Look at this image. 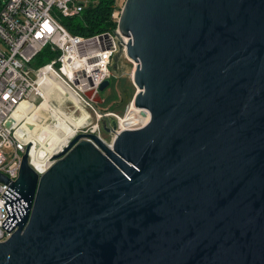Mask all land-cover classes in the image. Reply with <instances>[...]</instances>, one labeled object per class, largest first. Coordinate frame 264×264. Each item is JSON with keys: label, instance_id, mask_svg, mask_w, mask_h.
I'll return each instance as SVG.
<instances>
[{"label": "water", "instance_id": "water-1", "mask_svg": "<svg viewBox=\"0 0 264 264\" xmlns=\"http://www.w3.org/2000/svg\"><path fill=\"white\" fill-rule=\"evenodd\" d=\"M117 25L149 120L40 177L26 151L0 264H264V0H125Z\"/></svg>", "mask_w": 264, "mask_h": 264}, {"label": "built area", "instance_id": "built-area-1", "mask_svg": "<svg viewBox=\"0 0 264 264\" xmlns=\"http://www.w3.org/2000/svg\"><path fill=\"white\" fill-rule=\"evenodd\" d=\"M84 8L76 0H0V176L8 179V184L0 181V243L11 237L25 215L24 201L9 188L18 178L23 154L27 151L29 165L40 177L52 165L51 157L59 153L49 157L42 171L37 170L30 157L34 147L29 141L30 132L20 130V125L14 123L6 128V122L22 102L33 106L32 96L34 100L47 99L51 110L54 106L50 94L53 90L62 95L63 92L47 82L50 78L65 88L80 107L91 110L101 119L94 109L97 98L103 102L99 87L111 79L114 56L119 52L125 55L129 39L118 31L120 10L112 13L116 22L114 30L91 37L73 36L62 26V17L77 15ZM47 47L57 55L32 69L30 64ZM70 98H63L60 103L71 102ZM129 110L130 106L126 114ZM108 116H114L118 122L116 115L103 117Z\"/></svg>", "mask_w": 264, "mask_h": 264}, {"label": "rangeland", "instance_id": "rangeland-1", "mask_svg": "<svg viewBox=\"0 0 264 264\" xmlns=\"http://www.w3.org/2000/svg\"><path fill=\"white\" fill-rule=\"evenodd\" d=\"M76 2L81 3L84 5V7H86L90 4L91 1L76 0ZM123 3L124 0H117L119 10L123 6ZM119 10L116 11L118 12ZM30 66L32 69L38 67L37 58L33 63L30 64ZM134 69L135 65L133 64V62L129 61L124 54L121 55L117 61L112 63L109 86L104 91L100 92V96L103 102L101 103V101L97 98V104L95 103L94 105V109L102 117L101 119H98L91 110L80 107L78 105V101L69 96L66 89L63 88L58 82L54 81L52 85L54 87H57L59 91L63 92L62 95L61 93L57 92V90H53V92L50 94V97L53 101H51V104L52 106H54V109L52 108L54 110V114L57 115L61 120H63L69 127H76V129H78L76 134L86 133V131H89L90 129L97 126L98 129L95 132V135H99L98 137L104 143H106L107 145H111L116 131H121L123 129L129 128L137 129L144 125L139 120V116L135 118L132 123L128 124V122L125 121L126 115L131 113V109L133 107V105L131 107L132 100L137 92V89L132 82V73ZM63 98H70L72 103L70 101H65V104L62 105L60 102L63 100ZM31 99H33L32 102H34L33 106L27 105V103L21 104L23 113H30L33 107L39 108L44 101L42 100V98L34 100V96H32ZM73 102L75 103V105L73 104ZM60 106L61 108H59ZM129 106L130 110L126 114ZM49 109L50 108L46 110L39 109V112L37 111V114L36 112L34 114H28L21 130L26 129L24 131H29L31 137H36L35 135L40 134L42 129L46 128L52 123L53 114L49 112ZM105 115H116L119 118L118 122L116 121L118 126L115 131L110 130V121L109 119H107V117H103ZM19 118V116L12 117L13 123L15 125L17 124V120H19ZM64 119L67 120L65 121Z\"/></svg>", "mask_w": 264, "mask_h": 264}, {"label": "bare ground", "instance_id": "bare-ground-1", "mask_svg": "<svg viewBox=\"0 0 264 264\" xmlns=\"http://www.w3.org/2000/svg\"><path fill=\"white\" fill-rule=\"evenodd\" d=\"M133 64L135 65L134 62ZM47 82L51 85L54 82V80L50 78L47 79ZM21 104H19L17 109L11 115V118L13 116L20 117L19 120H17V124L20 125V130L22 129L28 114H34L35 112L37 114V111L39 112V109H44V110L48 109L47 99L43 102V104L39 108L33 107L32 111L28 114L22 112ZM132 105L133 104H131V107ZM53 109L49 111L53 114L52 123L46 128L42 129L40 134L35 135L36 137L34 136L30 137L29 140L34 143V147L30 151L32 165L39 171H42L43 167H46L48 165L46 161L49 159V157H51L53 154L57 152H60L67 144V142L74 137V134H76L78 130L74 126L69 127L63 120H61L57 115L54 114ZM141 111H142L141 109H137L133 106L131 109V113L126 115L125 121L128 122V124L132 123V121L139 116V120L141 121V123L146 124L149 120V115L146 113V116L142 117L140 114ZM64 120L66 121L67 119ZM96 129L97 128L94 127L89 131H87V133H93Z\"/></svg>", "mask_w": 264, "mask_h": 264}, {"label": "trees", "instance_id": "trees-1", "mask_svg": "<svg viewBox=\"0 0 264 264\" xmlns=\"http://www.w3.org/2000/svg\"><path fill=\"white\" fill-rule=\"evenodd\" d=\"M81 13L72 17H62L60 23L73 36L91 37L105 31L114 30L116 22L112 13L119 10L116 0H90ZM92 3V4H91ZM57 54L47 47L36 57L38 66L52 60Z\"/></svg>", "mask_w": 264, "mask_h": 264}]
</instances>
